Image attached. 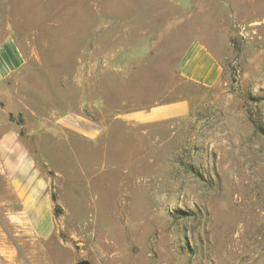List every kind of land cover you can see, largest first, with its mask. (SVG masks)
I'll return each mask as SVG.
<instances>
[{"label": "rangeland", "instance_id": "374dc122", "mask_svg": "<svg viewBox=\"0 0 264 264\" xmlns=\"http://www.w3.org/2000/svg\"><path fill=\"white\" fill-rule=\"evenodd\" d=\"M7 39L3 106L56 202L36 220L0 168V264H264V0H0ZM195 40L215 86L178 72ZM180 98L185 117L125 118ZM75 114L95 139L49 134Z\"/></svg>", "mask_w": 264, "mask_h": 264}, {"label": "crops", "instance_id": "0c3cea01", "mask_svg": "<svg viewBox=\"0 0 264 264\" xmlns=\"http://www.w3.org/2000/svg\"><path fill=\"white\" fill-rule=\"evenodd\" d=\"M24 63L25 58L19 47L13 39H7L0 47V110L4 118L0 121V168L11 181L23 205L34 206L39 203V200H43L41 205L45 207V210L39 213L36 220L49 221L48 207L55 203L54 195L48 192V181L36 165L35 154L26 144L27 137H24L19 126L12 122L10 117L12 111L7 106H3V102H11L10 88L7 83L23 67ZM178 72L187 83L212 87L220 81L223 67L200 40H195L182 56ZM189 110L190 100L180 98L173 102L130 112L125 118L141 124L155 123L185 117L189 114ZM69 118L65 120L59 117L51 127L49 134L62 131L76 135L78 138L84 136L95 139L97 137L98 131L94 127L96 125H93L91 121L77 114ZM28 138L31 137L28 136ZM52 141L57 142V140ZM52 145L55 148V144ZM41 146L39 145V154L41 157H46V153H42Z\"/></svg>", "mask_w": 264, "mask_h": 264}, {"label": "trees", "instance_id": "16d2710c", "mask_svg": "<svg viewBox=\"0 0 264 264\" xmlns=\"http://www.w3.org/2000/svg\"><path fill=\"white\" fill-rule=\"evenodd\" d=\"M255 127H256L258 130H261L260 127H259L258 125H255ZM53 199H54V201L56 202V196H53ZM55 211H56L57 213L60 212V207H59L58 205H56V209H55Z\"/></svg>", "mask_w": 264, "mask_h": 264}, {"label": "water", "instance_id": "95a60500", "mask_svg": "<svg viewBox=\"0 0 264 264\" xmlns=\"http://www.w3.org/2000/svg\"><path fill=\"white\" fill-rule=\"evenodd\" d=\"M78 264H88V263L84 261V262H80V263H78Z\"/></svg>", "mask_w": 264, "mask_h": 264}]
</instances>
